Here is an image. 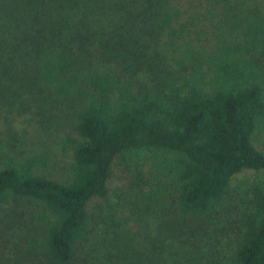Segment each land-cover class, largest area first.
Returning a JSON list of instances; mask_svg holds the SVG:
<instances>
[{"label":"trees","instance_id":"obj_1","mask_svg":"<svg viewBox=\"0 0 264 264\" xmlns=\"http://www.w3.org/2000/svg\"><path fill=\"white\" fill-rule=\"evenodd\" d=\"M0 107L42 125L59 110L75 118L65 181L0 141V203L34 208L27 247L45 264L77 263L88 205L129 150L172 154L158 170L174 174L185 213L207 216L235 176L264 174V0H0ZM243 194L233 262L264 264V184ZM122 240L126 264H159L155 242Z\"/></svg>","mask_w":264,"mask_h":264},{"label":"rangeland","instance_id":"obj_2","mask_svg":"<svg viewBox=\"0 0 264 264\" xmlns=\"http://www.w3.org/2000/svg\"><path fill=\"white\" fill-rule=\"evenodd\" d=\"M148 77L143 76V86L151 88ZM51 119L42 125L33 112L11 114L0 107L1 147L6 157L43 156L47 167L40 172L65 181L72 157L63 153L60 142L66 135H74L75 118L73 113L59 110ZM263 142L264 132H259L256 147L263 150ZM159 155L172 158L156 149L129 150L116 158L108 196L94 198L88 205L90 234L76 264H126L120 251L125 234L138 244L143 241V246L155 242L159 264H234L243 191L257 180L264 184V174L247 171L235 176L221 209L195 217L185 213L178 201L174 174L158 170ZM33 213L32 206L12 198L0 203V264H45L44 259L30 255L27 247Z\"/></svg>","mask_w":264,"mask_h":264}]
</instances>
